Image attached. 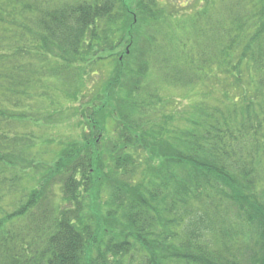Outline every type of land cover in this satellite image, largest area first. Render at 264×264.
I'll return each mask as SVG.
<instances>
[{"label": "trees", "instance_id": "1", "mask_svg": "<svg viewBox=\"0 0 264 264\" xmlns=\"http://www.w3.org/2000/svg\"><path fill=\"white\" fill-rule=\"evenodd\" d=\"M156 2L142 0L144 21L130 20L126 32L129 38L138 29L152 56L138 59L139 78L105 101L125 120L116 153L104 159L95 133L85 131V144L48 170L33 165L44 188L15 205L18 185L30 176L15 164L26 151L36 160L46 155L23 119L36 121L23 110L32 76L57 77L60 68L59 77H70L93 62L85 56L110 40L118 5L0 0V264H264V0H207L208 15L189 32L186 23L176 30L190 36L176 39L188 63L179 57L169 66L163 58L159 72L154 36L160 46L170 42L171 19L157 13ZM124 67L121 77L131 79L135 68ZM158 73L162 87L185 91L182 100L165 101L171 114L154 124L134 114L160 111L163 101L151 102L147 81ZM3 202H11L8 216Z\"/></svg>", "mask_w": 264, "mask_h": 264}, {"label": "rangeland", "instance_id": "2", "mask_svg": "<svg viewBox=\"0 0 264 264\" xmlns=\"http://www.w3.org/2000/svg\"><path fill=\"white\" fill-rule=\"evenodd\" d=\"M116 2L118 5L116 10L118 12L115 15L116 23L110 35V40H107L104 48L97 50V53L91 55L87 54V56H85V58L89 56L88 58H91V61L93 58V62L89 65H87V63L82 65L81 63L78 67L79 69L75 70L74 74L70 77H59L58 73L60 68L55 70L57 77L53 74L38 75L36 78L34 75L32 76L35 84L27 89L26 95V104H28L29 107L25 105L23 110L29 112V114H27L29 119L32 120L36 118V121L32 122L26 118L23 119H25L24 123L27 126V130H32L33 128L30 133L35 137V141L37 139L38 141H44V144L40 146L43 148L46 155H40V158L36 160L32 155L30 157V153L26 151L19 159V162L15 164L19 169L22 166L25 167L30 174V176L28 175L26 178V181L22 180L18 185L21 190L18 191V198L14 202L15 205L22 201L26 202L32 191L34 192V190L38 188H44V180L42 179L44 176L41 172L35 174L34 170H31L33 165H54L60 157V154L66 152L70 147H79L85 144L86 136L91 135L92 132L95 133L93 137L97 140L96 145L98 149H96V151L100 153L104 159L110 158L112 154L114 155L116 153L112 151L113 148H115L114 146L123 142L121 130L125 120L122 114H110L113 113V111L121 112L122 110L115 104H106L105 101L107 98L111 97L112 89L116 91L122 90L123 92L128 81L132 82L139 78L136 72V64L138 65L140 62L137 63V60L139 59L143 62L148 61L153 51L149 45L147 47L146 41L144 43L137 41L138 29L135 32L133 31L135 35H131L129 38L126 36V32L132 30V28H130V20L133 19L136 24H138L139 21V25H142L141 23L144 21L141 9H139L142 0H116ZM156 3L158 9H160L157 13H160V16L162 13L164 17L171 19V21L167 23V27L170 29V42L165 46H160L154 36L153 43L156 44V51L161 52L158 59L160 60V64L157 65V70H155L158 71V68L160 70L164 62V60H162L163 58L168 59L167 64L169 66L170 63L174 64L173 61L179 57L188 63V60H190L188 53L183 52V49L178 46L179 44L176 45L177 36L186 35V33L198 22L202 13L208 15L209 5L207 0H157ZM123 18L127 21V26L124 25ZM183 23L188 25V32L176 33L177 29L180 32V24L183 25ZM144 33L146 40L147 37L148 40H150L154 31L150 29ZM186 36L190 37L189 35ZM132 58L133 60L131 63L129 59L131 60ZM128 62L130 63L127 64ZM124 64L126 66L124 69L135 68L131 72V79L127 78V76L121 77V67H123ZM125 70L130 71L127 69ZM159 75L158 77L155 74L154 78L150 77L147 81L148 85L151 86L150 91L155 95V97L151 98V102H156L157 98L163 101L159 106L160 111L154 110L150 112V114L146 111L135 112L134 116L136 119L142 117L144 120L153 121L155 124L157 118L171 114V112H169L170 108L165 111V101H170L172 96H176L177 100H182V97L180 98L178 95L184 93L185 90L180 89L181 87L178 89H172V87L169 86L162 87V84H160L162 83L160 82L162 75ZM161 81H163V79ZM171 90L173 91L170 93ZM72 94H78L82 98L81 102H75L72 99ZM184 95L185 94L182 96ZM125 108L127 109V106H125ZM145 116L147 118H145ZM95 125H98L100 129L94 128ZM181 126L186 127L183 124H181ZM33 151L35 150L33 149ZM25 159H29V161L24 162ZM48 168L47 166L44 170H48ZM19 169H17V171ZM146 174V171L140 172L138 180ZM112 179H114V181L112 182L111 180V191L114 190V186L117 184L116 182L119 179L118 174H115V177ZM54 189L58 196L56 197L57 203L59 204V201H61L63 205L64 201L62 199L61 187L58 186ZM110 190L105 189L103 191L107 192L104 195L105 197L109 198L111 194ZM10 204L11 202H3L1 204V208H4L2 209L4 216H8L7 213H10L9 211L13 209H10ZM94 213L96 214L97 211H94ZM15 223H18V221Z\"/></svg>", "mask_w": 264, "mask_h": 264}]
</instances>
